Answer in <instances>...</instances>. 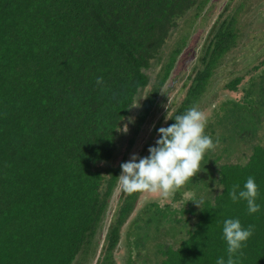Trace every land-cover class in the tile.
I'll use <instances>...</instances> for the list:
<instances>
[{
  "label": "trees",
  "instance_id": "obj_1",
  "mask_svg": "<svg viewBox=\"0 0 264 264\" xmlns=\"http://www.w3.org/2000/svg\"><path fill=\"white\" fill-rule=\"evenodd\" d=\"M212 3L0 0V264H75L98 249L95 264H216L227 260L228 218L255 226L238 264H264V60L250 57L245 74L224 81L239 98L204 111L219 153L208 151L192 180L168 195L128 194L118 182L121 163L148 156L158 129L175 123L159 113L158 96ZM249 6L226 0L214 10L172 118L216 92ZM249 176L259 185L256 214L228 195Z\"/></svg>",
  "mask_w": 264,
  "mask_h": 264
},
{
  "label": "clouds",
  "instance_id": "obj_2",
  "mask_svg": "<svg viewBox=\"0 0 264 264\" xmlns=\"http://www.w3.org/2000/svg\"><path fill=\"white\" fill-rule=\"evenodd\" d=\"M96 83L103 85V77H97ZM160 92L165 94L164 89ZM169 119H173L175 123L158 129L159 138L155 146L149 147L148 156L133 154L130 160L121 163L122 171L118 182L125 193L162 192L168 195L179 190L202 171V161L207 152L217 147L218 140L214 141L210 134H206V117L197 106H190L183 114L174 118L170 116L168 109L165 120ZM119 131L127 133L128 125L125 124ZM219 189L222 192V184ZM228 195L233 203L245 201L249 214L261 211V205L257 203L259 185L253 176L247 178L243 188L239 184L233 185ZM192 201L202 208V200ZM222 232L226 242L227 260L218 257L216 264H238L237 257L243 255L242 250L254 235L255 226L245 227L240 219L228 218L223 222Z\"/></svg>",
  "mask_w": 264,
  "mask_h": 264
},
{
  "label": "rangeland",
  "instance_id": "obj_3",
  "mask_svg": "<svg viewBox=\"0 0 264 264\" xmlns=\"http://www.w3.org/2000/svg\"><path fill=\"white\" fill-rule=\"evenodd\" d=\"M226 0H217L216 2L212 0V6L210 7V10L205 12L203 14L204 21L203 23H200V27L198 31H196V35L194 34V43L193 45H190L188 48H186L183 53L179 56L178 61L176 63V68L173 71V74L171 75L169 81L165 84V86L162 88L165 90V94H161L158 96V102L159 107H157L159 113H164L166 110L171 109V103L175 100V102L179 101L180 96H178V89L181 85V82L183 78H185V75L191 68L192 61L197 56L198 49L196 51V46L198 44V40L200 37L206 36L207 30L211 23H209V18L213 21V12L214 10L219 11L220 6L225 2ZM250 10L246 11L244 15L241 17L240 21V37L238 39V46L230 53L228 57L227 63L222 67L221 73L219 76L215 78V82H213V88H215V93L211 95L206 101L201 104V111L204 113V111L208 110V108L211 106H214V104H217L218 102L222 101L223 99L228 98H239L240 94L236 93H228L226 90L223 89L224 81L229 80L232 76H229V74L233 75H242L245 74L246 69H250V66L248 65V62H250L248 59L250 57H253L257 61L264 60V0H248ZM218 6V7H217ZM217 7L216 9H214ZM263 11V12H262ZM262 12L263 14H261ZM210 13V14H208ZM246 14V15H245ZM212 15V17H211ZM202 37V38H203ZM173 43V39L169 43V46H171ZM197 46V47H198ZM255 61L253 63L256 64ZM247 76V75H246ZM248 78V77H247ZM246 78V79H247ZM150 87L140 92L138 98V104L136 105V108L139 107V102L145 98L147 93L149 92ZM214 101V102H213ZM209 105V106H208ZM208 106V107H207ZM168 107V108H167ZM209 111V110H208ZM205 115V113H204ZM156 118L153 119V117H150V122L148 123L147 132L152 129L153 125L156 122ZM130 127V125H129ZM128 127V128H129ZM146 132V133H147ZM147 136L145 134H140L137 138V142H143L144 139H146ZM241 148V147H240ZM238 148L237 150L240 151L241 149ZM213 152L219 153L218 149L215 148ZM240 152H234L233 155H231V162H237L239 159ZM131 158V156H130ZM120 159V156L116 158V162ZM222 161H226V158L222 156ZM110 207V206H109ZM112 208L108 209V212L105 217L106 225L110 222L111 216L113 214V205H111ZM123 249H121V252L123 253ZM96 256H93L92 254L89 255V257H86L84 260L83 257H79L75 264H95L97 259Z\"/></svg>",
  "mask_w": 264,
  "mask_h": 264
}]
</instances>
